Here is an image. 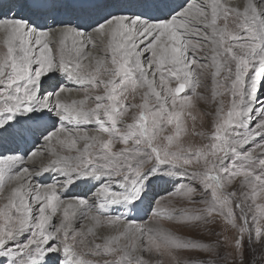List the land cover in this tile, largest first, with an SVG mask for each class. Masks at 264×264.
I'll return each instance as SVG.
<instances>
[{"label":"snow or ice","instance_id":"1","mask_svg":"<svg viewBox=\"0 0 264 264\" xmlns=\"http://www.w3.org/2000/svg\"><path fill=\"white\" fill-rule=\"evenodd\" d=\"M161 183L189 206L162 211ZM145 205L175 228L137 224ZM224 246L264 264V0H0V264Z\"/></svg>","mask_w":264,"mask_h":264},{"label":"rangeland","instance_id":"2","mask_svg":"<svg viewBox=\"0 0 264 264\" xmlns=\"http://www.w3.org/2000/svg\"><path fill=\"white\" fill-rule=\"evenodd\" d=\"M196 38L193 37V40H195ZM85 71H87V68L84 69ZM202 79H204V77H202ZM205 83H208L210 85V80H205ZM201 92H203L205 95H208L210 98V92L206 91L205 89H200ZM225 100H227L228 98L225 97ZM199 109L204 111V112H211L214 111V105H212L211 103H204V102H200L198 105ZM210 121H211V117H206L205 121H204V128L207 129L210 125ZM196 127L197 130H201V124H200V120L199 118L197 119L196 122ZM189 131L191 132V121H189ZM191 138V139H190ZM190 141H189V140ZM192 140L195 141H199L198 138H193L191 136H189L186 139V142H191ZM65 199H68V197H65ZM157 199H159L161 201L160 203V208L162 211L164 212H172L173 209H180L181 207H188L189 205L186 204L185 201H183L178 195L175 194V192H171V191H165L164 194L160 195L159 197H157ZM156 205H153V207H155ZM82 219V218H81ZM83 220V219H82ZM54 223H59V219L58 218H54ZM137 224H142V225H148V226H152V227H166L170 230L175 228V225L171 224L169 221L167 220H161L160 218H155L151 215V213L145 217H143V219H137L136 221ZM81 224H83L82 222H76L74 220V227L76 228V230L80 229ZM209 229H211L214 232H222L223 235L220 237L221 240L224 239V236H228L231 237L232 236V231L231 230H227L225 231V225L223 223V221L220 218H217L216 223L213 225L208 226ZM99 231L106 233L108 231V229H99ZM184 234L186 235H193V236H197V238L201 239V240H208L209 237L207 235H199L198 233H187L185 232ZM92 237H87V240H91ZM213 239H215V237H213ZM77 251H86V249L83 248V246H78L77 247ZM231 251V249H229L228 247L224 246L221 247L219 249V256L220 257H225V259H219L218 260V264H232V258L230 256H228L227 254ZM197 255L200 256L201 259L204 260H209V259H217L216 256L212 255L210 256L209 254H205V253H197ZM86 259L90 258V257H85ZM164 261V264H170V261L168 260L167 257H163L161 258ZM257 264H260L259 261H257Z\"/></svg>","mask_w":264,"mask_h":264},{"label":"bare ground","instance_id":"3","mask_svg":"<svg viewBox=\"0 0 264 264\" xmlns=\"http://www.w3.org/2000/svg\"><path fill=\"white\" fill-rule=\"evenodd\" d=\"M232 2H236V0H232ZM194 38H195V37H194ZM52 47L55 49L57 46H56L55 44H53ZM85 65H87V62H85ZM85 68H87V67H85ZM72 95H73V96H76V95H79V94L74 92V93H72ZM227 98H228V97H227ZM190 139H191V138H190ZM188 140H189V139H188ZM189 141H190V140H189ZM185 142H186V141H185ZM196 142H197V141H196ZM198 142H199V141H198ZM198 142H197V143H198ZM187 143H188V142H187ZM75 221H76V222H77V221H78V222H82L83 224L85 223V221L82 220L81 218H78V219H76ZM89 238H90V237H89Z\"/></svg>","mask_w":264,"mask_h":264}]
</instances>
